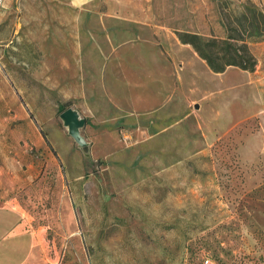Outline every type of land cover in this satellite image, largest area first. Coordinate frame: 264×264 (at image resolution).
<instances>
[{"label":"rangeland","instance_id":"374dc122","mask_svg":"<svg viewBox=\"0 0 264 264\" xmlns=\"http://www.w3.org/2000/svg\"><path fill=\"white\" fill-rule=\"evenodd\" d=\"M248 6L5 0L0 264H264V41L215 72L178 35Z\"/></svg>","mask_w":264,"mask_h":264},{"label":"trees","instance_id":"16d2710c","mask_svg":"<svg viewBox=\"0 0 264 264\" xmlns=\"http://www.w3.org/2000/svg\"><path fill=\"white\" fill-rule=\"evenodd\" d=\"M226 35L202 37L196 32H178L183 43L191 44L215 72L234 66L253 70L257 64L252 44L264 41V12L248 6L225 22Z\"/></svg>","mask_w":264,"mask_h":264},{"label":"water","instance_id":"95a60500","mask_svg":"<svg viewBox=\"0 0 264 264\" xmlns=\"http://www.w3.org/2000/svg\"><path fill=\"white\" fill-rule=\"evenodd\" d=\"M61 118L64 124L68 127L70 135L82 146L87 145V141L82 135L81 129L85 125V118L81 117L80 113L72 108H67L61 113Z\"/></svg>","mask_w":264,"mask_h":264},{"label":"crops","instance_id":"0c3cea01","mask_svg":"<svg viewBox=\"0 0 264 264\" xmlns=\"http://www.w3.org/2000/svg\"><path fill=\"white\" fill-rule=\"evenodd\" d=\"M71 1L73 2L74 5L78 6V5L86 4L87 2L92 1V0H76L75 3H74V0H71ZM133 13H135V12H133ZM117 15L125 17V18H130L131 17V12H126V11L125 12H120V13H117ZM136 15L139 18H143V17L149 18V12L146 11V10L145 11H139V12L137 11Z\"/></svg>","mask_w":264,"mask_h":264},{"label":"built area","instance_id":"2783aa9c","mask_svg":"<svg viewBox=\"0 0 264 264\" xmlns=\"http://www.w3.org/2000/svg\"><path fill=\"white\" fill-rule=\"evenodd\" d=\"M4 6H5V0H0V12L2 11ZM2 67H3V52L2 49L0 48V71L2 70ZM205 261L208 263L210 260L206 259Z\"/></svg>","mask_w":264,"mask_h":264},{"label":"clouds","instance_id":"9594fccd","mask_svg":"<svg viewBox=\"0 0 264 264\" xmlns=\"http://www.w3.org/2000/svg\"><path fill=\"white\" fill-rule=\"evenodd\" d=\"M76 2V0H74V3Z\"/></svg>","mask_w":264,"mask_h":264}]
</instances>
